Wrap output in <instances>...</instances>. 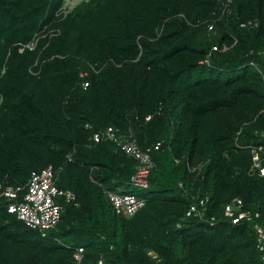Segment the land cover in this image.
<instances>
[{"label":"trees","instance_id":"trees-1","mask_svg":"<svg viewBox=\"0 0 264 264\" xmlns=\"http://www.w3.org/2000/svg\"><path fill=\"white\" fill-rule=\"evenodd\" d=\"M226 2L86 0L63 16V0H0V182L52 165L77 202L42 236L0 200V264L262 263L223 207L237 197L264 221V177L248 173L264 147V0ZM109 126L161 143L147 188L119 145L89 141ZM107 191L145 205L118 215ZM196 196L213 224L185 217Z\"/></svg>","mask_w":264,"mask_h":264},{"label":"built area","instance_id":"built-area-1","mask_svg":"<svg viewBox=\"0 0 264 264\" xmlns=\"http://www.w3.org/2000/svg\"><path fill=\"white\" fill-rule=\"evenodd\" d=\"M81 1L86 0H63L58 13L63 16L67 15ZM230 2L231 0H227L224 10H227ZM212 27L213 24L210 23L209 30ZM28 46L31 47V43ZM215 49L216 47H213V50ZM200 62H208V58ZM82 84L86 87L88 82ZM89 141L91 143L112 141L119 145L125 154L137 162L129 183L136 188L148 187L149 176L155 166L151 154L160 148V142L141 149L131 132L119 134L118 130L111 126L93 133ZM250 151L251 165L248 173L264 177V147L251 146ZM55 172L54 167L48 165L41 171L32 172L23 185L14 186L6 180L0 182V200H5L7 211L14 213L27 227L38 230L42 236L59 221L63 203L77 205L73 192L56 186ZM107 198L114 212L125 217L134 215L145 205L143 198L131 194L107 191ZM204 204L205 200L196 196L185 212V217H197L201 221L213 224L214 217L207 218ZM223 214L231 224H248L252 227L257 236V249L261 252V264H264V221L259 220V212L245 210L242 200L236 197L223 207ZM73 258L76 262H80L82 248L76 249Z\"/></svg>","mask_w":264,"mask_h":264},{"label":"rangeland","instance_id":"rangeland-1","mask_svg":"<svg viewBox=\"0 0 264 264\" xmlns=\"http://www.w3.org/2000/svg\"><path fill=\"white\" fill-rule=\"evenodd\" d=\"M138 189H141V188H138Z\"/></svg>","mask_w":264,"mask_h":264}]
</instances>
